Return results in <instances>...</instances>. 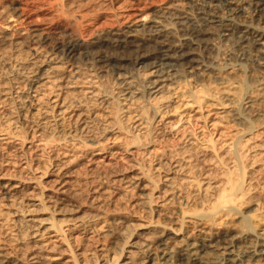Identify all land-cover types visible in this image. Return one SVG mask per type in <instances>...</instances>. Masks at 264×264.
Returning <instances> with one entry per match:
<instances>
[{
  "label": "rangeland",
  "instance_id": "374dc122",
  "mask_svg": "<svg viewBox=\"0 0 264 264\" xmlns=\"http://www.w3.org/2000/svg\"><path fill=\"white\" fill-rule=\"evenodd\" d=\"M238 1L247 7L255 0ZM198 3L0 0V247L12 257L110 264L114 254L134 256L135 240L171 233L183 221L192 233L211 226L235 234L245 228L243 215L264 227L257 57L240 56L237 76L221 70L186 78L148 102L141 91L123 97L114 67L84 59L91 42L113 30L143 16L194 14ZM218 40L211 56L221 66L234 63L235 45ZM73 43L76 51L66 56ZM47 65L55 66L33 83ZM241 90L255 101L239 124L225 114L224 95ZM249 124L256 126L241 130ZM227 181L239 187L226 204L231 211L215 213L214 226L188 223L212 213Z\"/></svg>",
  "mask_w": 264,
  "mask_h": 264
},
{
  "label": "bare ground",
  "instance_id": "6f19581e",
  "mask_svg": "<svg viewBox=\"0 0 264 264\" xmlns=\"http://www.w3.org/2000/svg\"><path fill=\"white\" fill-rule=\"evenodd\" d=\"M248 4L247 7H242L238 0H199L194 14L184 11L176 15L169 11L165 15L159 14L151 19L143 16L135 23H130L124 30H113L93 40L91 42L93 46L85 51L84 59L114 67L118 78L122 76L118 83L123 84L121 89L123 97L132 98L134 94L142 92L147 98L146 101L150 100L149 97L153 99L157 94L166 92L171 85H177L186 78L205 79L212 74L218 75L221 70L227 72L229 76L236 75L241 67L240 56L249 53L259 59V66L264 72V0H255L252 1V5ZM247 14H254L255 18H250ZM239 17L241 19H238ZM217 39L223 40L222 42L231 41L235 45L237 59L234 63L227 62L228 64L221 66L216 58L211 56L210 52ZM102 46L110 49L106 50ZM76 49L77 44L68 45L65 50L66 56ZM49 65L40 73L37 72L39 74L32 79L33 83L41 79L45 72H51L49 69L55 65L51 67ZM138 70H141V74H135ZM137 80L141 82L138 83ZM244 87L246 88V85ZM259 89L262 91L264 88ZM250 92H245V97L243 91L242 97L230 93L224 95L228 99L225 114H229L231 119L239 124L248 121L245 110L247 104L251 106L252 98L254 99L253 95L252 98L249 96ZM220 99L213 95L210 98L216 102ZM254 126L256 125H243L241 130L250 131ZM237 187L238 184H230L229 187L223 188L216 205L210 208L213 209V214L201 215L197 220L188 223L192 226L215 225L213 220L215 213L225 209L231 211L225 207L233 200L232 189L235 191L239 189ZM7 191L9 193V190ZM242 221L245 228L232 235L228 231L213 232L211 226L207 231L192 233L185 230L187 222L183 221L178 229L171 233L159 234L151 240L132 242V246H137L134 256L120 253L114 259V254L109 257V261L110 264H256L264 259V227L259 222L250 220L247 215H243ZM12 255L0 247V264H85L77 260L58 261V257L41 262L34 255L29 259L17 256L14 258Z\"/></svg>",
  "mask_w": 264,
  "mask_h": 264
}]
</instances>
